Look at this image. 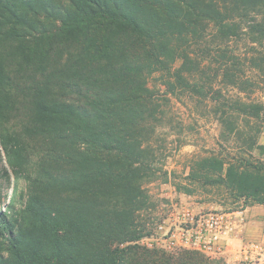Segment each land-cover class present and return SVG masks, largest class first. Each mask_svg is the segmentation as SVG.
I'll list each match as a JSON object with an SVG mask.
<instances>
[{
	"label": "trees",
	"instance_id": "obj_1",
	"mask_svg": "<svg viewBox=\"0 0 264 264\" xmlns=\"http://www.w3.org/2000/svg\"><path fill=\"white\" fill-rule=\"evenodd\" d=\"M263 87L264 0H0V160L26 187L0 212V264H223L140 243L144 184L169 180L161 100H207L224 141L177 192L264 205V101L222 94Z\"/></svg>",
	"mask_w": 264,
	"mask_h": 264
},
{
	"label": "rangeland",
	"instance_id": "obj_2",
	"mask_svg": "<svg viewBox=\"0 0 264 264\" xmlns=\"http://www.w3.org/2000/svg\"><path fill=\"white\" fill-rule=\"evenodd\" d=\"M149 84L155 89H165L159 73L149 78ZM222 94L239 96L247 101H264V87L255 90L250 96L230 88L227 91L224 89ZM165 97L169 100H161L166 115L163 127L159 130L158 142L166 155L163 169L168 172L169 180L163 182V178H157L144 184L149 195L146 212L153 223L152 233L156 231L158 223L168 218L171 220L182 208H189L193 213L215 209L243 210L240 230L227 240L222 254L211 258H221L223 264H264V205L254 203L243 207L242 200L231 203L217 191L203 187H198L190 195L177 192L174 183H185L184 178L192 157L203 155L211 149H222L224 147L219 144L224 141L220 137L221 126L213 114V104L180 90L175 95L168 94ZM251 126L252 131L260 127L258 141L264 144V125L254 122ZM236 145L241 146V141H236ZM1 156L0 212H3L8 204L14 207L22 205L26 198V187L21 178H15L12 174L3 152Z\"/></svg>",
	"mask_w": 264,
	"mask_h": 264
},
{
	"label": "built area",
	"instance_id": "obj_3",
	"mask_svg": "<svg viewBox=\"0 0 264 264\" xmlns=\"http://www.w3.org/2000/svg\"><path fill=\"white\" fill-rule=\"evenodd\" d=\"M243 210H210L193 213L182 208L173 218L158 223L156 231L140 242L165 251L198 250L207 256L224 252V245L240 230Z\"/></svg>",
	"mask_w": 264,
	"mask_h": 264
}]
</instances>
